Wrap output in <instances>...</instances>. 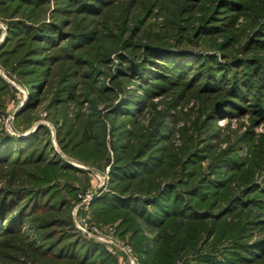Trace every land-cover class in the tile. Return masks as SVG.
I'll return each instance as SVG.
<instances>
[{
    "label": "rangeland",
    "instance_id": "1",
    "mask_svg": "<svg viewBox=\"0 0 264 264\" xmlns=\"http://www.w3.org/2000/svg\"><path fill=\"white\" fill-rule=\"evenodd\" d=\"M228 1L237 6L220 8L223 4L221 0H115L105 14L97 18L94 15L93 24L99 27V40L102 41L76 53L77 57L71 62L72 66H76L79 85L72 98L57 110L60 123L65 118L75 122L76 113L81 115L82 136L101 139L104 134L111 162L114 157L112 142L116 145L125 143L128 146L127 157L133 156L128 153L134 154L140 143L158 130L164 132L156 140L158 155L163 154L162 150L165 149L182 153L181 158L184 159L187 146L189 151L194 152L193 160L185 157L184 174L168 181L173 183L179 197L188 199L192 207L219 215L213 225L215 232L203 234L197 253L185 254V261L196 264L200 257H207L205 255L215 262L228 264L235 259L234 254L242 241L249 245L261 243L259 250L264 247V119H260L256 112L239 109L236 105L226 107L217 117L211 115L219 94L203 91L193 82L189 84V81L165 89L151 85L152 92L146 96V89L150 86L124 66V58L142 64L146 54L145 45L155 44L178 54L214 55L221 61H224V56L231 60H253L264 67V0ZM50 14L51 11L47 14L48 18ZM56 15L58 19L66 20L65 26L69 31L76 24L73 11ZM125 17L129 24L128 31L136 30L137 36L128 40L129 48L122 49L114 38L123 39L116 25ZM0 23L8 30L6 21L1 17ZM203 24L214 29H203ZM7 30L0 46L6 39ZM2 35L0 28V38ZM184 59L179 64L185 66ZM156 61L159 64H156L159 67L157 70L161 74H168L160 65L163 61L160 58ZM191 62L189 68L192 70L197 65L196 61ZM63 68L55 70L54 85L44 94L32 116L16 122V114L29 98L28 91L19 75L0 67V75L15 93L14 98L5 97L3 105H0V129L14 136L26 137L40 124L46 125L51 131L53 147L70 163L90 172L88 176L79 174L82 182L71 181L77 187L76 195L68 199L62 217L58 215L61 219H72L74 228L79 232L74 208L83 196L94 194L84 211L89 225L101 234L130 245L139 257L130 234L121 236L119 220L98 221L93 214L94 199L102 191H112L108 186L111 163L102 162L101 169H98L91 163L69 157L56 139V126L52 120L54 107L50 100L59 78L63 76ZM148 96L149 99L146 98ZM15 110L17 112L13 119L7 122ZM83 152L85 155L91 154L90 150H82L80 154L83 155ZM95 154L94 151V157ZM11 173L10 167L0 170V190L9 185L19 186V178ZM164 175L158 177L161 185L166 183ZM103 176L105 182L102 184ZM58 182L63 184V178ZM225 209L226 213L220 216ZM50 215L51 212L44 214L41 219H50ZM37 222L25 220L22 232L0 239V264L32 263L33 247L49 243L44 235L50 230H39ZM50 229L58 231L54 237L58 238L68 228L57 225ZM143 229L145 236L153 240L155 231L147 225ZM78 235L85 241L90 240L81 232ZM34 241L36 246L30 247ZM259 250L256 252L259 255L254 260H248L247 264H264V250ZM117 251L119 263L129 264L128 257ZM185 261L178 260L176 264H185ZM139 264H142L140 259Z\"/></svg>",
    "mask_w": 264,
    "mask_h": 264
},
{
    "label": "trees",
    "instance_id": "2",
    "mask_svg": "<svg viewBox=\"0 0 264 264\" xmlns=\"http://www.w3.org/2000/svg\"><path fill=\"white\" fill-rule=\"evenodd\" d=\"M114 1L0 0V17L8 26L6 39L0 46V67L19 75L28 91L29 98L16 114V122L32 116L44 94L53 87L55 70L65 67L50 100L55 110L52 120L56 126V139L69 157L91 163L98 169H101L102 162L111 163L108 186L113 192L102 191L94 199L92 206L96 220H119L121 236L130 234L142 264H176L178 260L185 261V254L197 253L203 234L211 235L215 232L214 222L219 216L192 207L188 199L179 197L173 183L168 181L184 174V161L193 160L194 152L189 151L187 146L184 159L181 158L182 153L165 149L162 150L163 154L158 155L156 140L164 133L158 130L151 133L147 140L141 141L134 154L128 153L133 156L127 157L128 146L125 143L116 145L112 142L114 157L111 162L104 134L100 136L101 139L84 137L80 130L79 113H76L75 122L65 118L60 123L57 115V110L72 98L79 85L76 66H72L71 61L77 57L79 50L102 41L99 40V27L93 24L94 15L97 18L105 14V10ZM221 3L220 8L237 6L228 0H221ZM71 11L74 12L76 24L69 31L65 26L66 20L58 19L56 14H69ZM116 26L124 37L119 40L113 34L114 42L119 41V48H129L128 40L135 38L137 31H128L126 17ZM202 28L214 29L204 24ZM145 46L146 54L142 64L124 58V66L150 86L146 89V96L152 92L151 85L165 89L189 81V84L193 82L203 91L219 94L211 115H220L226 107L236 105L239 109H250L260 119H264V67L261 63L244 59L231 60L225 56L224 61H221L214 55L178 54L155 44ZM159 58L164 62L160 65L168 74L158 71L156 60ZM182 59L185 66L179 64ZM191 61H196L197 65L192 70L189 68L192 66ZM14 94L9 83L0 75V105H3L5 97L14 98ZM149 96L146 98L149 99ZM50 132L44 124H40L26 137L14 136L0 129V170L10 167L11 174L20 180V184H17L19 186L9 185L0 190V239L22 232L25 220H38L36 226L39 230H50L44 235L49 243L33 247L34 259L31 264H120L116 248L91 239L83 240L74 228L72 219H61L68 199L76 195L77 187L71 181L82 182L79 174L88 176L90 172L65 159L53 147ZM85 149L90 150L91 154H80ZM161 174H166L163 176L166 177L163 185L158 179ZM62 178L63 184L58 182ZM50 212V219H41ZM225 213L226 209L220 216ZM57 225L68 229L54 238L58 231L50 228ZM144 225L155 231L153 240L145 236ZM35 244V241L30 243V247ZM260 244L249 245L242 241L234 254L235 259L228 264H247L248 260H254L259 255L256 252ZM263 250L264 247L259 252ZM24 254L26 256V250ZM205 256L200 257L197 264H221L209 255Z\"/></svg>",
    "mask_w": 264,
    "mask_h": 264
},
{
    "label": "built area",
    "instance_id": "3",
    "mask_svg": "<svg viewBox=\"0 0 264 264\" xmlns=\"http://www.w3.org/2000/svg\"><path fill=\"white\" fill-rule=\"evenodd\" d=\"M0 28L2 29V32H3V35L0 38V41H1L5 35L7 28L2 23H0ZM16 112H17V110H15L8 117L7 122H9L11 119H13L14 114ZM102 178L103 179H101V178L100 179H101L102 184H103L105 182V176H103ZM93 197H94V194L91 195L88 193L86 195V197L85 196L82 197L83 199H81V201L74 208L75 224H76V227L78 228L79 232H81L88 239L94 240L98 243L100 242L106 246L114 247L117 250H120L124 255H126L128 257L129 264H139V258L135 254V252L133 251V249L130 245H127L126 243L115 240L114 238H112L109 235L101 234V233H99V231L96 228L91 227L89 225L88 218L86 217V215H84V211L88 208L87 205L90 204Z\"/></svg>",
    "mask_w": 264,
    "mask_h": 264
},
{
    "label": "water",
    "instance_id": "4",
    "mask_svg": "<svg viewBox=\"0 0 264 264\" xmlns=\"http://www.w3.org/2000/svg\"><path fill=\"white\" fill-rule=\"evenodd\" d=\"M34 129H35V128H34ZM34 129H33V130H34Z\"/></svg>",
    "mask_w": 264,
    "mask_h": 264
}]
</instances>
